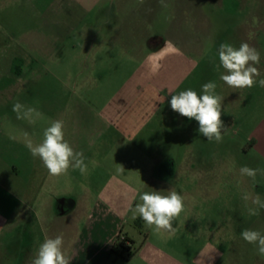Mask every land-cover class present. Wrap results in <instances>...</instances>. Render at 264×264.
Listing matches in <instances>:
<instances>
[{"label":"rangeland","instance_id":"1","mask_svg":"<svg viewBox=\"0 0 264 264\" xmlns=\"http://www.w3.org/2000/svg\"><path fill=\"white\" fill-rule=\"evenodd\" d=\"M31 1L26 2L30 15L23 14V2L10 9L0 5V88L10 85L14 91L9 103H0V181L62 188L88 183V170L96 169L89 177L98 185L109 177L103 167L123 176L118 171L122 166L129 178L132 169L159 168L184 197V211L172 222L174 231L160 235L129 212L123 233L134 241L130 249L149 246L156 252L129 263L120 256L125 259L120 264H145L148 257L155 264H264L257 246L241 237L244 229L264 234V208L256 216L248 212L258 208L252 203L257 195L264 202V174L253 179L240 173L243 166L264 170V88L258 83L231 88L220 80L225 70L216 71L220 43L238 48L246 42L260 53V63L253 65L260 72L255 79L264 78V0H164L166 6L159 0H98L90 11L66 15L64 30H40L55 16L45 12L53 0ZM26 33L64 39L59 47H43L51 52L45 55L24 44ZM165 41L175 51L164 52L163 67L152 75L148 57L162 50ZM8 50L17 54L11 63L13 79L1 73ZM209 81L224 98L219 143L208 141L197 121L170 106L172 95L188 89L200 95ZM17 102L35 109L30 118H18L12 110ZM106 119L120 120V133L108 129ZM55 120L64 122V134L74 131L73 148L84 153L86 173L73 170L47 179L39 173L40 159L26 143H41ZM139 122L144 123L135 125ZM104 128L108 131L101 133ZM7 136L16 138L10 148L3 143ZM10 164L18 166L14 179L4 175ZM173 164L175 177L167 179L165 172ZM155 191L168 194L166 186ZM101 192L102 198L112 195V204L122 210L140 202L130 188Z\"/></svg>","mask_w":264,"mask_h":264},{"label":"crops","instance_id":"2","mask_svg":"<svg viewBox=\"0 0 264 264\" xmlns=\"http://www.w3.org/2000/svg\"><path fill=\"white\" fill-rule=\"evenodd\" d=\"M96 1L98 0H53L54 6H49L45 9V12L55 16L50 17V22H46L47 26L39 29L64 30V24H69L65 22L67 20L66 15L79 11H90ZM17 2H23L24 15H30L33 12L30 8H26L28 0H0V5L4 4L10 9ZM29 5H32L31 0H29ZM82 35L84 34L82 33ZM24 38L25 45L38 47L40 54L45 55H51V52L49 53L47 49L44 50L43 47H59L64 39L59 34L52 33L39 35L37 38H32L31 35L26 33ZM5 57L6 68L1 73L5 77L13 79L16 73L12 70L11 63L15 61L17 54L15 51L10 53L8 50ZM13 97L14 91H11L10 85L0 88V103H9ZM106 121H108V129L113 128L120 133L122 125L120 120L106 119ZM142 123L144 122L135 123V125L139 126ZM131 126L130 124L128 127ZM127 128L123 135L128 134ZM106 131H108L107 128H104L101 133ZM8 137H4L3 143H6V147L10 148V144L16 142V138ZM75 137L73 130L65 134V140L69 142L72 148L75 146ZM28 157L27 162L31 163V159ZM172 166L171 171L167 170L165 172L167 179L175 177V164ZM103 168L109 172V177L98 185L89 177L96 172V169L88 170V183L83 185L68 183L63 185L62 188L57 183L50 185L45 183L16 185L13 181L12 183L0 181V264H31L39 245L46 238H55L58 235L63 236L64 250L71 258L70 264L122 263L125 259L113 254L111 249L116 248L120 238L124 236L132 238L129 233H123L125 221L131 211L127 208L122 210L121 205L117 208L118 204H112V195L102 198L101 191L130 188L138 196L146 190H158L161 186H166L168 191L174 190V186L170 180L165 181V177L161 174L163 170L159 168L152 167L145 172L137 168L132 169L130 174L134 173V176L132 175L130 178L127 176L129 171L124 170L120 173L123 176H120L111 171V168ZM17 169L18 166L15 164L7 165L4 169V175L9 179L10 177L14 179ZM189 169V172L193 170L192 168ZM72 172L73 169L69 168L66 174L71 175ZM39 173L45 174V179L49 176L48 170L41 160H39ZM68 178L69 180L72 179L71 176H68ZM96 187L100 191L98 195L93 194ZM79 190L83 192H79ZM75 191L78 192L75 193ZM138 219L141 220L139 217ZM154 251L156 252L152 247L146 246L137 250L131 257L126 259V262L143 254H153ZM146 260L145 264H155L153 257H148Z\"/></svg>","mask_w":264,"mask_h":264},{"label":"clouds","instance_id":"3","mask_svg":"<svg viewBox=\"0 0 264 264\" xmlns=\"http://www.w3.org/2000/svg\"><path fill=\"white\" fill-rule=\"evenodd\" d=\"M162 6L164 0H159ZM165 51H175L174 46L165 41V47L156 53H151L148 57L150 62V74H157L163 65L159 62L163 58ZM217 55L219 63L216 65V71L221 68L227 74H221L220 80L231 88L243 89L251 88L257 83L264 88V78L257 81L255 78L260 76L257 67L260 63L259 51L246 42H242L238 48L230 43H220ZM217 84L209 81L202 85V94L198 95L196 91L188 89L171 96V109L183 117L194 119L199 124V133L207 138L208 141L219 143L223 140L222 131L225 129L222 116L223 97L216 93ZM14 112L18 118H30L35 112L34 108H27L17 102L13 105ZM26 147L34 158H39L44 167L51 176H60L66 174L69 168L79 170L81 174L87 172L85 157L82 151H75L65 140L64 122L55 120L50 123L43 132V140L39 144H34L27 140ZM125 169L121 166L118 171ZM264 174V170L251 169L247 166L240 168L241 175L255 178L257 173ZM245 200L249 197L245 196ZM139 203L130 208L131 218H141L145 226L151 229L155 234L171 233L174 231L172 222L184 211V197L175 190L168 191L167 195L161 191H144L139 194ZM252 203L258 208H249L251 216L259 215V209L264 208V202L256 198ZM241 237L249 244L257 246V253L264 257V234L257 230L244 229ZM71 258L64 250V240L62 235L55 238H46L38 247L31 264H70Z\"/></svg>","mask_w":264,"mask_h":264},{"label":"trees","instance_id":"4","mask_svg":"<svg viewBox=\"0 0 264 264\" xmlns=\"http://www.w3.org/2000/svg\"><path fill=\"white\" fill-rule=\"evenodd\" d=\"M134 241L132 239H130L129 237L124 236L123 238H120L119 241L117 242L116 248L113 247L111 249V252L113 254H116L118 256H121L125 259H128L129 257H131V255H133L136 250H131V244ZM124 251H127V255H123Z\"/></svg>","mask_w":264,"mask_h":264}]
</instances>
